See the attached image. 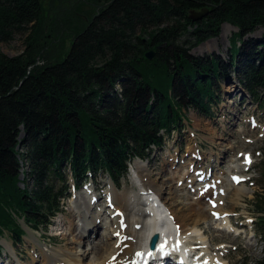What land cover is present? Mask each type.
Wrapping results in <instances>:
<instances>
[{"label":"trees","instance_id":"obj_1","mask_svg":"<svg viewBox=\"0 0 264 264\" xmlns=\"http://www.w3.org/2000/svg\"><path fill=\"white\" fill-rule=\"evenodd\" d=\"M97 2L101 9L74 35L69 50L38 65L45 49L36 48L43 1L0 0V239L8 232L15 243L22 241L21 222L46 231L63 212L70 177L77 188L99 173L119 184L130 161H146L153 147L163 148L162 132L181 129L184 110L213 116L219 82L229 78L226 69H235L264 109V35L244 40L264 28V0ZM204 9L209 15L192 22L190 14ZM224 23L238 28L229 64L179 50L183 37L195 36L200 45L219 35ZM29 31L25 53L8 57L1 51L15 33ZM151 50L157 53L148 60ZM23 160L31 191L20 187ZM261 199L264 236V193ZM256 264H264V255Z\"/></svg>","mask_w":264,"mask_h":264},{"label":"rangeland","instance_id":"obj_2","mask_svg":"<svg viewBox=\"0 0 264 264\" xmlns=\"http://www.w3.org/2000/svg\"><path fill=\"white\" fill-rule=\"evenodd\" d=\"M42 1L45 19L41 32L37 37L36 43L39 45L36 48L39 50L42 46H45V49L41 53L43 59H40V57L37 59L38 65H44L46 61L50 63L55 62V57L59 54L64 55L69 50L74 35L80 32L99 9H101V5L97 0ZM226 26L231 28H224ZM201 30L202 36L207 35L205 27ZM236 32H238L237 27L224 23L220 29L219 35L204 41L200 45H197L195 36L187 35L183 37L178 44L179 50L188 53V55L196 59L208 60V58H214L219 61L221 65H227L229 64L232 50L230 40ZM30 33V31L27 33H15L12 41L1 45V51L8 57H17L25 53L27 49L26 40ZM263 35L264 28L261 27L254 33L245 36L244 40L249 38L260 39ZM143 38L145 41H147V39L149 40L147 36ZM226 71H229V78L223 77L225 79L222 78L219 82L217 96L220 98V101L218 104L212 106L213 116L208 119L193 109L184 110L183 116L186 118L185 120L188 121L185 122V120H182V124H184L185 127L182 125L179 131L174 130L171 137L166 136V134L162 132L165 140L163 148L159 149L153 147L152 151L149 152L147 160L150 162L149 171H152L153 178L158 180L157 185L164 190V200L166 199L171 206L169 207L173 210L176 226L178 225L181 228V235L187 237V235L193 233L196 226L199 231H203L206 235V237L203 235V239H198L196 237L199 245L203 241H207L209 244L212 243L213 247L223 245L224 249L220 252H218L219 250L217 248H212L210 250L212 254H215L216 258L222 259L223 261L225 258L224 255H227L226 264H245L246 261L248 264H256L264 255V236L259 231L260 227L258 225V219L262 216V213H259L260 209L257 207L258 204H262L261 198L264 193V109L259 107V104L256 102H253L251 95L242 87L237 78L235 69H226ZM250 101H252L253 104H251ZM241 102L243 103L241 104ZM243 130L245 131L244 134L242 133ZM232 135L235 137L233 138ZM23 138L24 135L21 134L19 139ZM177 150H179L180 161L178 164L180 163V167L190 170L191 167L185 164H188L194 156H199L202 158V161L198 162V164L201 165L199 170L203 167L217 168L218 166L215 173L220 172L225 176H228L227 171L231 169V166L244 162L246 156L251 158V164H247L249 168L244 173V175L248 177L243 182L246 187L239 184L235 190L236 192L240 188L247 189V191L244 192L242 201L240 204L236 205L233 201V194L235 192L230 193V195L226 193L223 199V201H225L227 195L228 198L226 200L225 209L232 212V215L230 216L228 213H225L224 205L221 207L222 211L230 216L229 218H231L235 230L237 229L238 232L235 230L221 232L216 228L215 223L210 220L212 217L210 213H204L208 221L202 225L197 222L198 219L196 216L190 217L184 205L186 203L190 204L192 195L189 194V196L186 195L185 197L182 196V194L185 193L183 191H181L183 193H176L177 190L174 189V182H169L172 168H169L166 155L170 151L171 155H176L178 157L176 153L178 152ZM19 151L25 153L24 149L19 148ZM195 151L196 154L194 153ZM209 153L217 154L221 157L225 156L226 160L219 164L216 158L211 157ZM230 156H234L237 162H231ZM134 161H130L129 165L131 166ZM184 162L186 163L184 164ZM136 164L137 162L133 163L132 166H136ZM21 166L20 187L23 189L28 187L31 191L33 182L28 176L30 173L29 163L23 160ZM67 174H69V170ZM199 177L200 176H198V178ZM201 178L203 177L201 176ZM148 180H150V177H148ZM126 185L130 190L135 189L131 183L130 175L121 180L118 184V189L123 190ZM88 186L94 187L92 191L97 193L98 198L103 197L102 200L100 199L98 201L99 205L96 206L94 214L96 215L97 212L103 213L104 222L98 219L102 225L98 230H95L94 233H91L92 235L85 232V230L88 229L86 228L87 222L84 223L81 221V211L79 209L81 208V203H74L72 201L76 199V191H74L73 181H71L70 177L69 191L67 190L69 196L63 201V212L52 220L51 226L46 231L38 232L30 229L21 222L25 230L22 241L15 243V240H13L7 232L3 238L0 239V258L4 256L12 257L10 251L12 249L11 246H13L17 251L18 257L24 261V264H28L33 260L35 255L31 254L34 255L31 256L28 254L27 245L29 242H27V240L34 238L38 251L40 249L49 250L52 248L62 250L68 249L69 251L71 250L73 255H79L83 264H92L93 261L91 262L90 260H94V257H96L99 252L102 250L105 251L104 248L115 243V240H106V236L113 230L110 226L111 218L108 213L112 208L107 207V195H109L113 187L111 185V179L106 173H99L96 177L88 178V182L86 180L81 187L84 189ZM95 188L97 189L95 190ZM80 189L81 188H79V190ZM85 198L86 196L84 194L80 195V199L84 200ZM179 199L182 201V205L179 204ZM85 204L84 206L87 213L84 218H87V216L91 218L92 212L89 211ZM178 215L184 216L186 221L178 222ZM249 218L252 219L251 222H248ZM106 219L109 222V224L106 225L107 227L105 226ZM89 222L92 223V219H90ZM61 224L66 225L61 226ZM72 224H74L76 231L71 234L69 228L75 229L72 227ZM138 224L137 222V225ZM202 227L209 230L204 231ZM135 228L136 226L127 223L126 230L123 232L125 237L134 238ZM208 231H210L209 235L211 240L207 237ZM64 232L67 233V236L62 235ZM84 233L86 238H82V243L80 245L75 243L79 237H81V234ZM102 240H104V243L93 253L92 248L94 247V243L100 244ZM135 241L137 242V240ZM122 243L123 242H120V244ZM37 253L40 258V253ZM207 253V258L212 262L214 255H211L209 252Z\"/></svg>","mask_w":264,"mask_h":264},{"label":"bare ground","instance_id":"obj_3","mask_svg":"<svg viewBox=\"0 0 264 264\" xmlns=\"http://www.w3.org/2000/svg\"><path fill=\"white\" fill-rule=\"evenodd\" d=\"M224 28H231V27L226 26ZM249 98L251 99L250 96ZM253 102L255 101L253 100ZM253 102L250 101L251 104H253ZM242 103L243 102H241V104ZM185 119L186 118H184L183 121ZM185 122L188 121L185 120ZM225 132L228 134L226 130ZM242 133L244 134L245 131L243 130ZM171 135L170 136L166 135V136L171 137ZM234 137L235 136H233V138ZM177 151L178 152L176 153L178 157L176 155L175 156L171 155L170 151L166 155L167 156L166 160L169 162V168H172V171L170 172L171 177L169 179V182L171 183L174 182V186H175L174 189L177 190L176 193L183 191L185 193L181 192L183 193L182 196L186 197V195L187 196H189V194L192 195L191 196L192 198L189 197L190 204L186 203L184 205L186 210L190 214V217L196 216L198 219L197 222L202 225L208 221V219H206L207 216L204 213H210L212 215L210 220L215 223L217 229H219L221 232L228 230L234 231L235 226L231 225L233 224V222L231 218H229L232 215V212L225 209L226 200L228 198L227 195L225 197V201H223V199L226 193L230 195V193L235 192L239 184L246 187L243 182L248 177L245 176L244 173L249 168L247 166V160L251 158L249 156H246L244 162L237 163L236 165L231 166V169L227 171L228 176H225L223 175V173L220 172H219L220 174L215 173L216 170L218 169V166L217 168L214 167L215 169L213 167L212 168L203 167L199 170V167L201 165H199L198 162L202 161V158L199 156H194L193 159H191L188 164H185L186 162H184L186 166L189 165L191 167L190 170L184 169V167H180L179 165L180 163L178 164V162L180 161L179 150ZM194 153L196 154V151ZM209 155L213 158H216V161L217 163L219 162V164L222 161L226 160L225 156L221 157L220 155L213 153H209ZM230 157H231L230 158L231 162L232 161L233 163L237 162L234 156L233 157L230 156ZM135 162H137L136 166H132V164ZM149 163L150 162L148 160L144 162L140 160H135L134 162H132L130 169V180L135 189L130 190L127 187V185L124 187L123 190L118 189L111 182L113 188L111 189L110 193L108 192L109 195H107L108 199L110 198V204H107V207L111 206L112 208L111 211L108 213L111 218L110 226L113 228V230L109 233L108 236H106V240L112 239V241L115 240V243L107 246L106 248H104L105 251L102 250L97 254V256L100 254L102 255L98 257L97 256L94 257L95 258L94 260H90L91 262L93 261L92 264H139V263L143 264L142 262L143 259H147L148 262L153 264L176 263L178 261V256L175 253L176 249H175V244H173V242L170 245L168 244L167 241L163 242L159 247L156 246L154 250H152L147 246V241L149 236L156 233H162L164 231V227L166 226V223L168 228L170 227L172 228L171 235L177 233V235L181 237L180 239L183 240V243L186 247L189 246L190 248L195 250L198 259L197 263L226 264L227 255H224L225 258L222 261V259L216 258L215 254H212V252L210 251L212 248H217L219 250L218 252H220L221 250L224 249L223 245L213 247L212 243L209 244L207 241H203L200 245L198 244L196 237L198 239H203V235L205 237L206 235L204 234L203 231H199L196 226L193 233L187 235V237L185 235H181L182 234L181 228L178 225L176 226L173 210H171L170 208L171 206L166 201V199L164 200V194H165L163 192L164 190L163 188L157 185L158 180L156 178H153L152 171H149L150 168ZM176 169L179 171H177ZM198 176L200 177L198 178ZM201 176L204 178V181L202 182L199 181ZM148 177H150V180H148ZM84 189L80 191H76L75 192L76 199L72 201L74 203H78V202L81 203V208H79L81 211V216H80V218H82L81 221H83L84 223L87 222L86 228L88 229H86L85 232L92 235L91 233H94L95 230H98V228L102 225L101 222L98 221V219L103 220L104 222L103 213L97 212L96 215L94 214L96 206L99 205L98 201L100 199L102 200L103 197L98 198L97 193L92 191L93 190L92 186L90 187L88 186ZM245 191H247V189L240 188L233 194L234 197L233 201L235 202L236 205L240 204V202L242 201ZM81 194H84L86 196L84 200L80 199ZM208 200H210V202ZM212 203L215 204V207H213ZM84 204L87 205L89 211L92 212L91 218L87 216L88 219L89 218L92 219V223L89 222L90 219L88 220L87 218H84V216L87 213ZM179 204L182 205V201H180V199H179ZM222 205H224L225 213H228L230 216L222 211L221 209ZM166 215L168 221L165 219ZM177 221L184 222L186 220L184 219V216L178 215ZM251 221L252 219L249 218L248 222ZM137 222L139 223L138 225ZM127 223L136 226L134 230L135 232L134 238L133 237L126 238L125 235L123 234V232L126 230ZM170 223L172 225H170ZM107 224H109V222L106 219L105 226ZM62 225L63 224H61V226ZM72 227L75 228L74 224H72ZM207 230L204 229V231ZM74 231H76V228L75 229L69 228V232H71V234ZM235 231L238 232L237 229ZM207 233H208L207 237L210 238L211 240V237L209 235L210 231H208ZM62 235L67 236V233L64 232ZM84 235L85 233L81 234V237H79V239L75 243H78V245H80L83 240L82 238L85 237ZM168 235L169 237H171L170 234ZM28 240H27V242H29V244L27 245L28 254L35 255L33 260L30 261L28 264H37V263L83 264L81 257L76 254L73 255V253H71V250L69 251L68 249L62 250V249L52 248L49 250L40 249L38 251L35 245L34 238ZM135 240H137V242ZM101 242L102 243L99 242L100 244L94 243V247L92 248L93 253L96 250H98L101 244L104 243V240H102ZM120 242L123 243L120 244ZM171 246L174 249H172ZM11 247L12 249L10 251V254L12 255V257L4 256L3 258H0V264H19V262L20 264H24V261H22L18 257L17 251L13 248V246ZM37 252L40 253V258ZM207 252H209L211 255H214L212 262H210V260L207 258L208 256ZM177 264H181L180 259Z\"/></svg>","mask_w":264,"mask_h":264},{"label":"water","instance_id":"obj_4","mask_svg":"<svg viewBox=\"0 0 264 264\" xmlns=\"http://www.w3.org/2000/svg\"><path fill=\"white\" fill-rule=\"evenodd\" d=\"M209 12L210 10L209 9H204L200 12H196V11H193L191 14H190V19L192 20V22L196 23V22H199L201 20H203L205 17H207L209 15ZM156 50H151L149 52L146 53V57L148 60H153L156 56ZM158 240V237L156 236L154 239H153V242H152V248L155 247V244Z\"/></svg>","mask_w":264,"mask_h":264},{"label":"snow or ice","instance_id":"obj_5","mask_svg":"<svg viewBox=\"0 0 264 264\" xmlns=\"http://www.w3.org/2000/svg\"><path fill=\"white\" fill-rule=\"evenodd\" d=\"M248 162H250V161H248ZM161 247H163V246H161ZM139 255V254H138Z\"/></svg>","mask_w":264,"mask_h":264}]
</instances>
